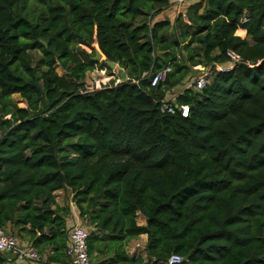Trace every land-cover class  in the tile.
I'll use <instances>...</instances> for the list:
<instances>
[{
  "label": "trees",
  "instance_id": "16d2710c",
  "mask_svg": "<svg viewBox=\"0 0 264 264\" xmlns=\"http://www.w3.org/2000/svg\"><path fill=\"white\" fill-rule=\"evenodd\" d=\"M170 6L0 0V227L47 264H68L58 190L90 229L91 264H264V0H196L155 19ZM94 43L126 81L92 59ZM202 67L204 87L161 112ZM94 70L112 78L88 90ZM141 234L145 258L126 249ZM0 264L21 263L0 252Z\"/></svg>",
  "mask_w": 264,
  "mask_h": 264
},
{
  "label": "built area",
  "instance_id": "2783aa9c",
  "mask_svg": "<svg viewBox=\"0 0 264 264\" xmlns=\"http://www.w3.org/2000/svg\"><path fill=\"white\" fill-rule=\"evenodd\" d=\"M196 0H169L170 4L175 7H181L189 2ZM243 19L242 21H245ZM232 63H227L224 66H219L222 69L231 67ZM169 68L159 71L150 76V85L156 86L164 81ZM210 75L209 69H204L200 77L191 82L189 86L196 89H201L207 82V77ZM168 103L166 100L161 101V112L174 113L176 105ZM90 229L85 226L75 225L71 227L68 234V243L66 246V255L69 259L68 264H91L88 252V238ZM0 252L9 254L10 258L15 259L18 263H36L42 260V256L31 244H21L17 237L8 234L0 227ZM181 257L177 254H172L167 260V264H178Z\"/></svg>",
  "mask_w": 264,
  "mask_h": 264
},
{
  "label": "crops",
  "instance_id": "0c3cea01",
  "mask_svg": "<svg viewBox=\"0 0 264 264\" xmlns=\"http://www.w3.org/2000/svg\"><path fill=\"white\" fill-rule=\"evenodd\" d=\"M192 2H189L187 4H185L184 6L181 7H175L173 5H171L169 8L164 9L162 12H160L158 15H156L155 19L156 20H160V19H169L170 21H173L179 14L184 15L186 8L191 4ZM172 16V17H171ZM236 35H238L241 38H244L246 36V31L244 29H238L236 31ZM97 47V45H96ZM202 71L204 70V68H200L197 69L195 71ZM194 71V72H195ZM193 72V73H194ZM195 74V73H194ZM191 76H188L185 80L183 85L176 87L172 90H170L166 96L165 99L166 100H170L172 103L175 101V96L176 94H178L184 87H189V84L191 83V81H189ZM56 195V201L59 205H67L69 206L70 209V213L69 216L67 218V227L70 231L71 227H73L75 225V223L78 222H82V220L78 217V211L76 210L75 206L73 205V203L70 201V193L66 190H58L55 192ZM137 222L138 224H143L144 223V218L139 215L137 217ZM19 242L21 244H27L28 241L25 238H18ZM145 241H146V235L145 234H141L136 238L131 239L128 244H127V252L129 253V255H141L143 258H145V253L143 252V247L145 245ZM65 255H66V249H65ZM45 257L43 256L42 259H44ZM69 259L66 255V262L68 263ZM21 264H47L44 260H41L40 262H36V263H21ZM48 264H53V263H48Z\"/></svg>",
  "mask_w": 264,
  "mask_h": 264
},
{
  "label": "rangeland",
  "instance_id": "374dc122",
  "mask_svg": "<svg viewBox=\"0 0 264 264\" xmlns=\"http://www.w3.org/2000/svg\"><path fill=\"white\" fill-rule=\"evenodd\" d=\"M37 14L36 9H34L33 11V15L35 16ZM172 17V16H171ZM95 49L96 44H93ZM56 70L59 74L63 75L64 72L61 70L60 67H56ZM201 74H196L195 76H191L189 81L193 82L194 80H196L198 77H200ZM112 77H109L106 75L104 70H94L92 72H88L87 76H86V87L88 90H92L95 87H98L99 85L101 86L102 84H107V82L111 79ZM13 100L16 101V103L18 104V106L23 107L24 106V102L23 100L19 97L18 94H15L12 96ZM166 100V99H165ZM75 225H79V226H85L84 223L82 222H78L75 223ZM74 225V226H75ZM86 227V226H85ZM44 260V259H42Z\"/></svg>",
  "mask_w": 264,
  "mask_h": 264
},
{
  "label": "water",
  "instance_id": "95a60500",
  "mask_svg": "<svg viewBox=\"0 0 264 264\" xmlns=\"http://www.w3.org/2000/svg\"><path fill=\"white\" fill-rule=\"evenodd\" d=\"M92 59L96 61H102L105 65H107L117 77L118 82H124L127 80L124 69L119 67L116 63L105 59V57L102 55L98 48L95 49L94 57H92ZM173 103L175 104V101ZM7 255L10 256L9 254Z\"/></svg>",
  "mask_w": 264,
  "mask_h": 264
}]
</instances>
